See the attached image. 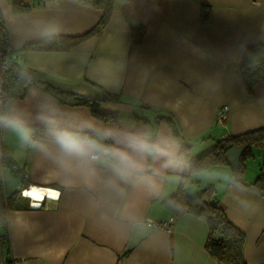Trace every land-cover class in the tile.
I'll return each instance as SVG.
<instances>
[{
	"label": "crops",
	"instance_id": "0c3cea01",
	"mask_svg": "<svg viewBox=\"0 0 264 264\" xmlns=\"http://www.w3.org/2000/svg\"><path fill=\"white\" fill-rule=\"evenodd\" d=\"M13 2L21 7L14 10ZM202 7L209 10L207 23ZM101 15L77 0H0L11 64L32 83L8 111L32 118L54 106L66 117L162 133L176 141L166 122L170 118L191 146V159L226 137L264 129V83L249 94L240 75L244 52L264 45V0H114L108 24L71 49L20 52L46 39L42 32L50 22L60 26L55 38L76 37ZM139 26L145 33L132 44L131 30ZM54 91L65 94L63 103ZM103 93L119 99L100 104L113 121L72 105L70 96L99 99ZM225 109V119L218 121ZM262 163L264 145L247 153L239 181L229 167L216 166L191 177L188 188L191 196L203 186L215 189L229 222L244 234L245 264H264V195L254 187ZM188 174L186 162L181 169L164 170L153 191L123 185L116 192L79 179L69 186L47 158L6 131L0 159V264H221L205 250L204 220L175 217L161 205ZM28 185L58 198L48 197L41 209H32L30 200L19 196ZM150 222L170 223V231L156 230Z\"/></svg>",
	"mask_w": 264,
	"mask_h": 264
},
{
	"label": "clouds",
	"instance_id": "9594fccd",
	"mask_svg": "<svg viewBox=\"0 0 264 264\" xmlns=\"http://www.w3.org/2000/svg\"><path fill=\"white\" fill-rule=\"evenodd\" d=\"M59 32L60 26L50 22L42 35L50 40ZM0 128L47 158L69 186L79 179L89 187L101 183L116 192L123 185L153 191L164 170L181 169L185 163L170 136L100 126L89 118L66 117L54 106L42 108L32 118L0 111Z\"/></svg>",
	"mask_w": 264,
	"mask_h": 264
},
{
	"label": "trees",
	"instance_id": "16d2710c",
	"mask_svg": "<svg viewBox=\"0 0 264 264\" xmlns=\"http://www.w3.org/2000/svg\"><path fill=\"white\" fill-rule=\"evenodd\" d=\"M78 2L99 10L102 15L97 24L88 32L76 37H58L44 39L42 41L27 44L23 46L20 52L31 51H67L79 44L88 37L98 34L109 22L114 0H77ZM13 9L21 7L20 2H13ZM201 18L203 23L209 21V10L206 7L201 8ZM0 32L5 41V56L9 59L10 65L6 72V90L8 107L17 99L23 98L27 89L32 85L29 79H24L16 71L14 64H11L12 54L7 45V31L3 27L0 18ZM145 29L141 26L132 28L131 42L139 44L143 38ZM240 75L245 90L250 94L260 83H264V45H254L249 47L243 54L240 64ZM9 90L11 94H9ZM12 91H15L12 93ZM53 95L60 100L64 93L54 91ZM73 99L72 105L86 107L91 115L98 120L113 121L115 116L103 114L99 108L105 101L119 102L116 96H110L103 93L99 99L86 98L80 96H70ZM164 119V118H161ZM166 122L179 145V154L188 164L189 174L182 177L178 189L170 198L161 202L162 207L177 217L183 214H191L201 218L207 223L208 235L205 242V250L209 255L221 264H245L243 258L244 234L235 228L228 220L225 212L220 206L219 200L215 196V189L212 186H205L197 195L191 196L188 193L189 184H192L191 177L216 166L230 165L225 160L226 152L234 146H240L244 149L241 162L239 163V175L242 170V161L253 147L264 145V129H259L235 137H226L217 141L215 146L203 153L196 159H191V146L179 135L176 125L168 118ZM260 172L255 180L254 187L264 195V163L260 166ZM231 169V168H230Z\"/></svg>",
	"mask_w": 264,
	"mask_h": 264
},
{
	"label": "built area",
	"instance_id": "2783aa9c",
	"mask_svg": "<svg viewBox=\"0 0 264 264\" xmlns=\"http://www.w3.org/2000/svg\"><path fill=\"white\" fill-rule=\"evenodd\" d=\"M5 41L2 37V34L0 32V111H8V101H7V90H6V72L8 71L10 61L9 59L5 56V49H4ZM226 109L219 112L218 115V121H223L225 119V113ZM6 129L0 128V159L3 156V141L4 137L6 134ZM24 179H27L28 176L27 174L23 175ZM32 190L31 186L25 187L21 192L19 193L20 197L26 198L30 200V208L32 209H41L43 201L48 199L47 194H45L44 190H39L42 193H39L40 195H43L42 198L39 201H35L36 205H33V200L29 196V192ZM30 198V199H29ZM58 198V194L56 195L55 199ZM151 227H153L156 230H160L163 232H169L170 231V223H162V224H155L153 222L149 223Z\"/></svg>",
	"mask_w": 264,
	"mask_h": 264
},
{
	"label": "water",
	"instance_id": "95a60500",
	"mask_svg": "<svg viewBox=\"0 0 264 264\" xmlns=\"http://www.w3.org/2000/svg\"><path fill=\"white\" fill-rule=\"evenodd\" d=\"M244 149L240 146H234L229 149L225 154V160L230 165L235 181L240 180L239 163L243 155Z\"/></svg>",
	"mask_w": 264,
	"mask_h": 264
},
{
	"label": "snow or ice",
	"instance_id": "6c2138e0",
	"mask_svg": "<svg viewBox=\"0 0 264 264\" xmlns=\"http://www.w3.org/2000/svg\"><path fill=\"white\" fill-rule=\"evenodd\" d=\"M30 195L37 198V199H41L43 195L38 194L35 190H33L32 192H30ZM55 193H50V196H55Z\"/></svg>",
	"mask_w": 264,
	"mask_h": 264
},
{
	"label": "bare ground",
	"instance_id": "6f19581e",
	"mask_svg": "<svg viewBox=\"0 0 264 264\" xmlns=\"http://www.w3.org/2000/svg\"><path fill=\"white\" fill-rule=\"evenodd\" d=\"M32 191H33V190H32ZM32 191H31V192H32ZM36 192H37V191H36ZM50 193H52V192H48V193H47V194H48V197H50V198H54V196H50ZM29 196H30V198H32L33 201H39V200H40V199H37V198L31 196V195H30V192H29ZM34 204H35V203H34Z\"/></svg>",
	"mask_w": 264,
	"mask_h": 264
},
{
	"label": "rangeland",
	"instance_id": "374dc122",
	"mask_svg": "<svg viewBox=\"0 0 264 264\" xmlns=\"http://www.w3.org/2000/svg\"><path fill=\"white\" fill-rule=\"evenodd\" d=\"M205 151H208V150H205ZM202 153H203V152H202ZM199 155H200V154H197V156H195V158L199 157ZM195 158H194V159H195ZM260 159H261V158H260ZM201 177H202V176H201ZM207 186H208V185H207ZM203 187H205V186H203Z\"/></svg>",
	"mask_w": 264,
	"mask_h": 264
}]
</instances>
